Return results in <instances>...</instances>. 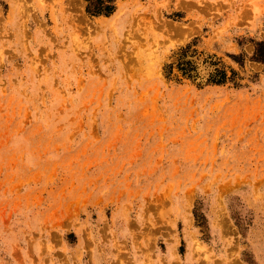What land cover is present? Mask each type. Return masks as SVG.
Wrapping results in <instances>:
<instances>
[{
	"label": "rangeland",
	"instance_id": "1",
	"mask_svg": "<svg viewBox=\"0 0 264 264\" xmlns=\"http://www.w3.org/2000/svg\"><path fill=\"white\" fill-rule=\"evenodd\" d=\"M84 5L0 0V264H264V0Z\"/></svg>",
	"mask_w": 264,
	"mask_h": 264
},
{
	"label": "trees",
	"instance_id": "2",
	"mask_svg": "<svg viewBox=\"0 0 264 264\" xmlns=\"http://www.w3.org/2000/svg\"><path fill=\"white\" fill-rule=\"evenodd\" d=\"M85 2L84 11L85 13L93 16L97 15H109L114 9V0H83ZM188 46L181 50L179 57L176 62V68L185 76L191 77V72L194 71V67L191 62L185 59V54ZM252 59L263 63L264 65V41H257L254 44ZM171 73V65L165 66V74L169 76ZM235 73L231 70V76L226 77L224 69L214 67L213 70L208 74L206 82L212 84H221L226 80H231ZM228 78V79H227Z\"/></svg>",
	"mask_w": 264,
	"mask_h": 264
}]
</instances>
